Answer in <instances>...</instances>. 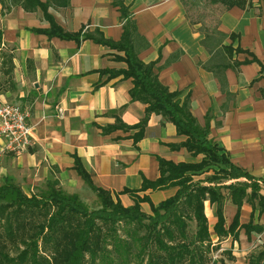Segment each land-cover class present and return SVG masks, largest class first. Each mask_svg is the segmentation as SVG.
I'll use <instances>...</instances> for the list:
<instances>
[{
    "label": "crops",
    "instance_id": "0c3cea01",
    "mask_svg": "<svg viewBox=\"0 0 264 264\" xmlns=\"http://www.w3.org/2000/svg\"><path fill=\"white\" fill-rule=\"evenodd\" d=\"M123 1L139 34L149 42L148 48L140 49L139 59L154 63L160 82L180 92L181 99L190 96L191 112L200 126L210 125V137L228 153L232 164L256 178L264 195V0H248L245 7L213 13L219 17V31L227 35L223 45H230L229 36L235 34L238 39L234 47L245 51L234 55L233 60L244 62L253 55L260 62L227 69L225 90L214 73L203 66L213 61L202 44V25L190 23L181 0ZM49 12L70 33L99 30L117 42L124 32V21L112 0H72L69 7L50 8ZM49 27L40 10L26 12L21 7L4 9L0 5V106L9 102L28 108L33 127L27 151L0 155V186L10 178L29 194L27 188L56 178L64 190L76 183L92 195L94 192L74 169L77 156L95 186L110 192L125 207L134 205V196L128 192L147 198L141 209L150 214L151 204L159 205L179 190L173 186L143 190L145 180L160 178L159 159L175 164L199 163L203 156H194L186 148L172 149L171 145L182 144L186 137L157 114L150 116L144 137L138 142L134 139L137 129L104 133L103 128L116 124L135 126L146 115V104L130 96L132 79L101 74L126 69V63L115 58L123 53L90 39L63 40L33 31ZM5 54L13 56L9 73ZM211 173L194 179L204 180ZM232 182L236 180L227 184ZM207 205L212 207L213 220L206 212ZM205 206L213 233L216 205L206 202ZM236 213L237 207L228 198L224 206L227 226ZM247 214L250 220L243 222L241 218ZM263 214L245 201L240 222L264 226L254 221ZM241 231L248 239L245 230Z\"/></svg>",
    "mask_w": 264,
    "mask_h": 264
},
{
    "label": "trees",
    "instance_id": "16d2710c",
    "mask_svg": "<svg viewBox=\"0 0 264 264\" xmlns=\"http://www.w3.org/2000/svg\"><path fill=\"white\" fill-rule=\"evenodd\" d=\"M71 1L0 0V4L4 9L40 10L50 27L33 29L36 33L78 42L81 38L90 39L123 53V56L115 58L125 62L126 69L101 71V74L111 77L123 75L125 79H132L130 96L133 101L146 104V115L135 126L116 124L103 128L104 133L116 129H137L134 139L138 142L144 137L150 116L161 115L176 126L179 135L186 137L182 144L171 145V148H186L194 156L202 155L203 159L199 163L179 164L159 159L160 178L145 180L143 190L170 186L179 187V190L174 197L159 205L151 204L150 214L141 209V203L147 198L141 199L128 192L134 196V205L125 207L110 192L95 186L77 156L74 169L99 198L101 207L98 209H88L76 195H68L53 184L41 195H30L10 178L6 179L0 186V264H209V254L216 247L213 235L221 242L227 237L237 240L242 229L249 238L254 232H264L262 225L252 221L247 224L240 222L245 201L252 204L254 211L264 212L260 183L246 170L232 164L228 153L210 137L208 123L200 126L191 112L190 96L181 99L180 92L171 91L160 82L154 63L146 64L139 59L140 49L148 48L149 42L139 34L124 1L112 0L124 21V32L117 42L105 38L99 30L70 33L59 26L49 10L67 8ZM181 1L190 23L202 25L201 31L205 36L202 44L213 61L203 66L214 73L222 90L227 85V69L237 70L242 64L260 63L253 55L251 60L244 62L233 60L234 55L245 51L240 46L234 47L238 39L235 34L229 36L230 45H223L227 35L219 31V17L214 15L217 9L221 13L235 6L245 7L248 0ZM208 10L212 14L207 13ZM195 12L200 13L196 15ZM208 19L209 23L206 22ZM2 36L0 29V45ZM4 57L9 64V73L13 68V56L5 54ZM209 171L212 173L206 179H194ZM232 180L236 182L227 184ZM228 198L237 207L229 226L224 215ZM206 202L216 205L217 223L213 233L205 213ZM192 224L195 225L193 232Z\"/></svg>",
    "mask_w": 264,
    "mask_h": 264
},
{
    "label": "rangeland",
    "instance_id": "374dc122",
    "mask_svg": "<svg viewBox=\"0 0 264 264\" xmlns=\"http://www.w3.org/2000/svg\"><path fill=\"white\" fill-rule=\"evenodd\" d=\"M1 5V4H0ZM202 11V10H201ZM200 11V12H201ZM200 12H195L197 15ZM207 21H210L208 19ZM53 184L55 188H60L64 193L68 195H76L90 210L98 209L101 207V202L97 195L91 191L87 192L89 189L81 188L76 183H72L71 189L64 190L60 182L56 178H51L46 180L42 185L35 186V188H27L29 194L41 195L49 190L50 186ZM248 208H251L247 204ZM207 214L210 219L212 217V207L207 205L206 209ZM231 214H227V218H230ZM243 222H248L250 220L249 215L243 216L241 218ZM254 221L264 223V214L261 218ZM214 222V221H211ZM214 224V223H212ZM195 230V225L192 224L191 232ZM213 242L216 247L209 254L210 263L209 264H264V232L262 233H253L250 238H246L244 231L240 232L239 239L233 241L232 238H225L221 242H218L216 236L213 235Z\"/></svg>",
    "mask_w": 264,
    "mask_h": 264
},
{
    "label": "built area",
    "instance_id": "2783aa9c",
    "mask_svg": "<svg viewBox=\"0 0 264 264\" xmlns=\"http://www.w3.org/2000/svg\"><path fill=\"white\" fill-rule=\"evenodd\" d=\"M29 109L15 103L0 106V155H20L32 144L33 127Z\"/></svg>",
    "mask_w": 264,
    "mask_h": 264
}]
</instances>
